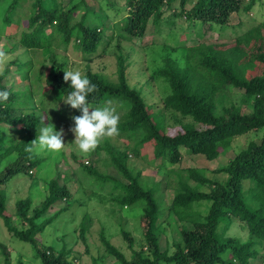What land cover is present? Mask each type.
<instances>
[{
    "label": "trees",
    "instance_id": "trees-1",
    "mask_svg": "<svg viewBox=\"0 0 264 264\" xmlns=\"http://www.w3.org/2000/svg\"><path fill=\"white\" fill-rule=\"evenodd\" d=\"M23 1L27 0H0V35L3 34V28L11 25L15 11L23 5ZM256 2L257 0H125L127 16L120 21L118 34L125 40L143 39L151 27L160 31L164 22L174 21L178 16L193 23L226 26L230 23L232 14L249 12ZM69 3L71 6L64 9L59 0H31L26 27L28 30L21 31L18 42H15L22 44L25 54L39 49L45 62L50 61L45 86L42 85L48 89L43 91L57 92L64 96L71 91L70 81L63 79L64 70H70L69 59L56 48L67 47L74 41L88 59L85 75L96 85V90L89 97L93 106H100L105 101L127 105L128 109L120 117L119 134L125 138L136 136L139 144L153 143L157 159L177 163L182 156L181 149L186 148L193 154H201L214 160L227 149L234 137L249 131H263L260 141L252 140L226 166L215 169L217 172H224L226 180L208 178L195 167L187 169L196 184L178 183L174 187V196L168 209L177 219L192 226L182 230V238L175 243L176 250L173 253L161 249L155 233V225L161 215L158 188L142 186L140 174H134L127 163L128 153L107 142L103 148L108 151L112 162L126 179L118 181L122 191L115 200L122 207L144 204L141 224L149 254L144 253L143 246L142 249L135 248L129 231L125 230L124 236L130 241L132 254L127 256L103 235L105 255H114L117 264H254L253 259L260 255V247H264V69L259 75L246 76L242 68L248 63L244 60L255 47H250L251 44L264 42V25L252 26L237 37L235 45L226 50L218 45L204 43L190 48L191 59L187 60L188 66L185 67L180 66L171 55L164 57V65L153 71V77H162L168 84L169 90L164 96L165 106L193 120L180 123L172 132L167 133L151 114L141 88L133 86L129 80V61L124 46L119 43L116 53L117 82L110 81L90 66L94 60L93 55L110 39L105 34L104 21L94 25L88 22L93 17L96 21V17L102 12L106 14L104 9L96 11L87 0H69ZM111 3L109 4L113 5ZM83 7L84 14L72 23L74 13ZM151 24L153 26L150 27ZM13 47L14 44L12 49ZM30 58L20 60L17 57L7 62L0 72V90L9 92L8 100L0 104V218L16 238L36 247L40 264H74L68 258L69 249L64 247L58 251L54 245L42 247L37 241V235L53 222V217L43 218V214L57 199L66 198L70 194L68 186L61 185L57 178H53L47 181L49 192L40 206L33 207L30 197L18 200L17 213L23 221L22 227L12 224V216L7 212L5 193L2 191V185L16 176L34 175L30 170L40 160L33 148L34 140L42 127V118L43 123L52 119L44 104L47 97L44 92L36 99L32 83L26 85L27 89L24 90H16L7 85L11 75L10 63L19 66L18 75L30 81L31 73L34 74L33 57ZM256 59L264 65L262 46L258 45ZM40 74H36L39 81ZM226 87L244 89L243 92L251 100V109L242 112L232 104L223 106L222 111L216 113L214 95ZM73 111L80 115L78 109ZM18 124L21 126L16 129L22 138L15 142L10 137L11 142L3 145L1 137L8 136L7 130ZM48 124L50 123L47 122ZM13 154L16 156H12ZM9 157L13 159L5 163ZM80 164L87 172L97 173L91 166ZM165 164H160L163 171ZM98 177L101 180L111 178L102 174ZM245 181H254L255 186L246 189ZM206 183L210 189L201 188ZM203 202L207 203V211L194 207ZM30 210L33 211L31 214ZM235 219L247 225L248 237L245 240L226 234ZM222 223L224 227L220 229ZM82 238L84 239L83 234ZM0 249L9 258L7 245L1 241ZM19 264L26 263L21 261Z\"/></svg>",
    "mask_w": 264,
    "mask_h": 264
},
{
    "label": "rangeland",
    "instance_id": "rangeland-1",
    "mask_svg": "<svg viewBox=\"0 0 264 264\" xmlns=\"http://www.w3.org/2000/svg\"><path fill=\"white\" fill-rule=\"evenodd\" d=\"M87 1L96 11L104 9L106 12V14L102 12L99 17H96V21H94V17L88 20L89 24L94 25L104 21L106 25L105 34L108 38L110 37L109 41L93 55L94 60L90 66L93 70L105 75L110 81L117 82L116 53L119 43L124 46L129 61V80L133 86L141 88L151 114L167 133L172 132L180 123L193 122V120L190 117H183L165 106L164 96L169 90L168 84L162 77H153V71L164 65V57L171 55L180 66L185 67L188 66L187 60L191 59L190 48L204 43L210 46L218 45L226 50V48L229 49L228 47L235 45L237 37L243 35L252 26L264 25V0H257L251 11L232 14L230 23L226 26L193 23L183 16H178L174 21L164 22L160 31L157 28L152 29L151 26L153 25L151 24L148 34L143 39L130 41L118 34L121 26L120 21L127 16L125 0ZM30 3L31 0L23 1V5L16 9L11 25L2 29L0 51H3L4 55L0 57V72L7 65V62L13 61L17 57L20 60L33 57L34 74L31 73L30 81L24 80L18 75L19 66L10 63L9 73L11 75L8 77L7 85L13 86L16 90H24L27 89L25 88L26 85L32 83L36 99L43 92L45 96L47 95L44 104L52 119L45 120L44 124L47 125L49 122L57 130L62 128L66 145L61 152L56 154L47 150L37 152V159L40 160L37 166L30 170V173L34 174L32 177L28 174H20L2 185L7 212L12 216V224L18 227L23 226V221L17 213L18 200L30 197L33 207L40 206L49 192L47 181L57 178L61 185L68 186L70 194L66 198L57 199L43 214V218L53 217V222L37 235L39 246L54 245L58 251L64 247L69 249L70 256L68 258L74 264H117L114 255H105L102 236L104 235L127 256H130L133 249L129 246V239L124 236L123 231L126 230L129 231L134 241V247L142 249L143 246L144 253L149 254L141 224V212L144 204L137 203L134 206L122 207L115 200V197L117 198L122 191L118 181H126V179L112 162L108 151L103 148L109 142L116 149L128 153L127 163L134 174H140L139 180L142 186L145 188L156 186L158 188L157 195L161 203V215L156 222L155 233L161 249L173 253L176 250L175 243L182 238V230L192 226L177 219L176 215L168 209L174 196V187L178 183L196 184V181L190 178L187 169L195 167L200 174L208 178L224 181L227 177L226 174L217 172L215 169L226 166L252 140L260 141L263 131H249L234 137L227 149L214 160H209L204 155L193 154L186 148H182V156L179 162L171 163L169 160L155 157L153 143L139 144L136 136L125 138L120 134L102 139L94 151L82 154L76 143L73 142L75 137L71 131L74 123L71 117L77 114L73 108L64 103L61 98L64 95L43 91L48 89L44 86L46 75L50 70V61L45 62V57L39 49L32 51L34 53L25 54L22 44L15 43L18 42L21 31L27 29L31 9ZM192 3L193 1L189 3V6ZM47 4L51 5V2L47 1ZM59 4L64 9L71 6L69 0H59ZM1 12L2 10H0ZM84 12V7L77 10L74 13L72 23L80 19ZM262 34H264V30H262ZM12 44H14L13 49ZM258 45L259 47L262 46V50H264V42L256 45L253 42L250 47H255L248 58L246 57L244 60V62H248L242 68L246 76L263 73L264 65L256 59ZM57 48L59 53L68 57L70 70L78 69L85 74L88 59L83 51L76 47L74 41L67 47L60 46ZM51 69H53L52 66ZM36 72L41 73L40 81L37 80ZM243 90L226 87L216 92L214 95L215 112L220 113L223 106L227 107L232 104L239 107L242 112L249 111L252 107V104H249L251 100ZM105 104L114 107L119 117L128 109L127 105H115L112 101H105L100 106ZM20 126L18 124L8 129L7 135H9L1 137V143L8 145L11 142L10 137L18 142L22 135L17 132L16 128ZM99 147L102 149L100 150ZM12 156H16V154ZM12 159L13 157L7 158L5 163ZM161 162L166 163L165 171L160 166ZM80 163L91 166L98 174L87 172ZM99 174L111 178L101 180L98 177ZM244 185L247 189L249 186H255V182L245 181ZM201 188L207 190L210 189V186L206 183ZM194 207L203 212L208 210L206 202ZM32 212L30 210V214ZM223 227L224 224L222 223L220 229ZM226 234L245 240L248 237L247 225L245 222L235 219L230 228L227 229ZM0 241L7 245L10 252L9 258H6L0 249V264H19L21 261L26 264H40L36 247L30 242L16 238L2 218H0ZM253 263L264 264V247H260V255L253 259Z\"/></svg>",
    "mask_w": 264,
    "mask_h": 264
},
{
    "label": "clouds",
    "instance_id": "clouds-1",
    "mask_svg": "<svg viewBox=\"0 0 264 264\" xmlns=\"http://www.w3.org/2000/svg\"><path fill=\"white\" fill-rule=\"evenodd\" d=\"M0 53V56H3ZM64 81H70L71 91L61 97L65 104L73 109H78L80 115L71 117L74 141L82 154L94 151L100 141L106 137L119 134L120 117L110 104L94 107L89 99L90 94L96 90V85L91 83L88 76L80 70H64ZM9 92L0 90V104L6 102ZM42 127L39 135L34 140L33 148L36 152L47 150L53 154L61 152L64 142V130H57L53 124L45 125L42 118Z\"/></svg>",
    "mask_w": 264,
    "mask_h": 264
}]
</instances>
